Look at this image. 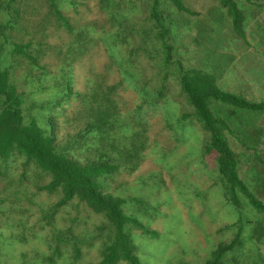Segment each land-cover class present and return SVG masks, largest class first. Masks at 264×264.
Listing matches in <instances>:
<instances>
[{"label":"trees","instance_id":"16d2710c","mask_svg":"<svg viewBox=\"0 0 264 264\" xmlns=\"http://www.w3.org/2000/svg\"><path fill=\"white\" fill-rule=\"evenodd\" d=\"M212 1L235 39L264 29V0ZM198 14L188 0H0V264L157 255L151 181L119 180L192 132L193 165L238 217L201 264H264V101L190 65L180 38Z\"/></svg>","mask_w":264,"mask_h":264},{"label":"rangeland","instance_id":"374dc122","mask_svg":"<svg viewBox=\"0 0 264 264\" xmlns=\"http://www.w3.org/2000/svg\"><path fill=\"white\" fill-rule=\"evenodd\" d=\"M188 4L199 13L184 19L187 25L180 38V51L190 65L215 74L225 90L264 101V29L252 34L253 22L247 45L230 35L225 24L221 23L220 11L212 0H188ZM257 23L264 28V10ZM86 63L88 65V59ZM170 110L172 114H180L177 106L170 105ZM170 141L166 137L159 142L168 146ZM173 146L171 143L170 147ZM197 146L194 132L188 133L185 142L180 140L178 150L172 156L160 162L158 155L150 152L137 172L124 174L119 180L130 183V186L136 185V179L151 181L146 189L141 188L144 199L155 207L157 213L147 223L151 230L160 233L163 244L157 255L143 247L139 249L143 264H154V257L163 259L165 256L171 264H201L210 248L220 241V228L236 223L238 219L222 206L220 190L211 187L213 180L209 174H201L193 165L196 155L199 158L200 154ZM160 178L164 184L157 190L152 185ZM139 190L133 188L130 192L138 196ZM247 230L248 233L252 231L249 226ZM168 242L170 248L165 251ZM261 249L264 257V243Z\"/></svg>","mask_w":264,"mask_h":264}]
</instances>
